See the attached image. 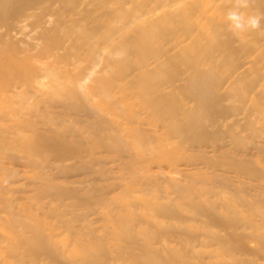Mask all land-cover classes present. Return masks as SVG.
Wrapping results in <instances>:
<instances>
[{
    "label": "rangeland",
    "instance_id": "obj_1",
    "mask_svg": "<svg viewBox=\"0 0 264 264\" xmlns=\"http://www.w3.org/2000/svg\"><path fill=\"white\" fill-rule=\"evenodd\" d=\"M8 4L0 264H264V20L229 31L233 0Z\"/></svg>",
    "mask_w": 264,
    "mask_h": 264
},
{
    "label": "bare ground",
    "instance_id": "obj_2",
    "mask_svg": "<svg viewBox=\"0 0 264 264\" xmlns=\"http://www.w3.org/2000/svg\"><path fill=\"white\" fill-rule=\"evenodd\" d=\"M263 1L264 0H258L257 1V5H258L259 8L263 6ZM8 2H9V0H7V2H6V0H3L2 7L0 6L1 8H3L6 5V7H4V11L7 10V7L9 5ZM0 12H1L0 14L3 13V11H0ZM216 31H217V29L210 36V39L212 40V44H216V43H218V41H220L219 37H217L215 35ZM214 35H215V37H214ZM217 35H218V33H217ZM148 49L149 50H147L146 53L148 51H151L150 48H148ZM145 79L146 78H144L143 83L146 85ZM193 94H195L194 95L195 97L201 98V100L198 99L199 100L198 106L201 109H203L204 106H206V107L211 106L212 103H213V101L216 98L214 91L213 90H210V89L209 90H203V91L196 90L195 92H193ZM150 100L151 99L148 98L147 99V102L150 101ZM163 101H165V104H166V102L169 101V99H163ZM165 104H163L162 107L165 106ZM169 107H170V104H166V109H169ZM202 114H203V111L201 112V115ZM189 115H191L190 118H189V120H188V124L189 125H187V126H184V125L176 126V124H174V129L178 133L183 132L187 136L191 137L190 139H192V138H194V136H198V131L202 127V121H200V122L197 121V116H195L192 112ZM232 221L233 220L231 219V222ZM42 249H45V248L43 247ZM147 255H148V258L151 260V263L157 264V263L160 262V252L159 251H157V250H149L147 252Z\"/></svg>",
    "mask_w": 264,
    "mask_h": 264
},
{
    "label": "clouds",
    "instance_id": "obj_3",
    "mask_svg": "<svg viewBox=\"0 0 264 264\" xmlns=\"http://www.w3.org/2000/svg\"><path fill=\"white\" fill-rule=\"evenodd\" d=\"M250 0H233V6L226 12L225 20L229 31L235 34L248 33L261 28L264 16L246 14L243 10L249 7Z\"/></svg>",
    "mask_w": 264,
    "mask_h": 264
}]
</instances>
